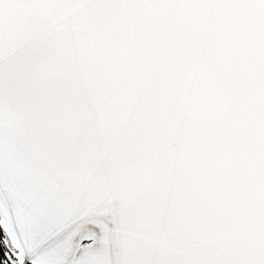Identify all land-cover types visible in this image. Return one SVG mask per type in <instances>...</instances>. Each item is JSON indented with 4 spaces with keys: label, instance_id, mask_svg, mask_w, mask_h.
I'll return each instance as SVG.
<instances>
[{
    "label": "snow or ice",
    "instance_id": "obj_1",
    "mask_svg": "<svg viewBox=\"0 0 264 264\" xmlns=\"http://www.w3.org/2000/svg\"><path fill=\"white\" fill-rule=\"evenodd\" d=\"M0 264H264V0H0Z\"/></svg>",
    "mask_w": 264,
    "mask_h": 264
}]
</instances>
